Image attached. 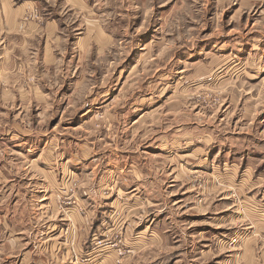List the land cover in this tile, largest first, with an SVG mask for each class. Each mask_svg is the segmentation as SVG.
Returning <instances> with one entry per match:
<instances>
[{"label": "rangeland", "instance_id": "obj_1", "mask_svg": "<svg viewBox=\"0 0 264 264\" xmlns=\"http://www.w3.org/2000/svg\"><path fill=\"white\" fill-rule=\"evenodd\" d=\"M93 8L64 17L57 58L28 76L44 100L0 106V247L38 246L32 216L54 201L53 224L77 209L113 264L141 229L158 264H264V0Z\"/></svg>", "mask_w": 264, "mask_h": 264}, {"label": "crops", "instance_id": "obj_2", "mask_svg": "<svg viewBox=\"0 0 264 264\" xmlns=\"http://www.w3.org/2000/svg\"><path fill=\"white\" fill-rule=\"evenodd\" d=\"M94 1L98 0H0V106L6 105L13 110L16 101L22 106L30 105V101L37 104V101L41 103L44 100L47 90L42 89L39 83L36 84L37 79L34 80L35 85L30 86L28 76L32 78L37 66H42L45 71L46 67L52 64L54 57L57 58L54 50L64 44L61 28L64 17L92 14ZM95 26L96 20H92L91 30ZM131 190L132 188H129L125 191ZM39 191H43L42 187ZM43 196L47 198L46 194L39 197ZM40 200L38 198L37 202H41ZM53 203L54 201H50L51 210H46V215L41 214L38 217L34 212L32 216L35 226L30 232L34 237L37 236L39 245L33 242L36 246L30 249L26 242L22 243L23 236L18 233V238L13 237L9 241L10 244L0 247L3 252L0 264H66V257H70L74 252L78 255L88 253L89 260L82 264H113L116 256L114 249L105 245H98L94 249L90 246L93 241H89V245L85 246V220L77 209L67 207L66 212H63L65 214L59 215L57 222L53 224L54 211L57 210H54ZM132 203L135 201L132 200ZM77 206L80 205L77 203ZM68 208L72 209L68 211ZM135 217L129 220L132 229L144 222L143 218L134 219ZM58 222L70 223V231L65 233L63 226L60 230ZM141 231L142 229L140 232L127 233L130 236V259L126 264H158L161 251L157 245L148 242V237L140 238ZM58 238L60 242L57 241ZM88 247H93V250L86 249ZM60 253L61 258L58 256Z\"/></svg>", "mask_w": 264, "mask_h": 264}]
</instances>
